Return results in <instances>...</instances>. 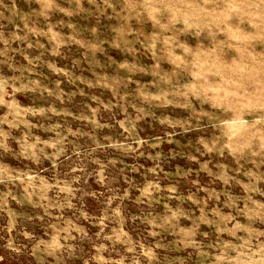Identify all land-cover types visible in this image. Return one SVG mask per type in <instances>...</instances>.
<instances>
[{
  "label": "rangeland",
  "instance_id": "1",
  "mask_svg": "<svg viewBox=\"0 0 264 264\" xmlns=\"http://www.w3.org/2000/svg\"><path fill=\"white\" fill-rule=\"evenodd\" d=\"M0 264H264V0H0Z\"/></svg>",
  "mask_w": 264,
  "mask_h": 264
}]
</instances>
